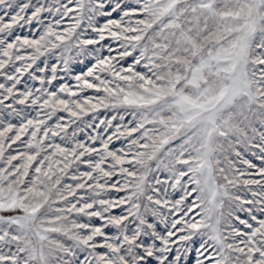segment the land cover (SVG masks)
Returning <instances> with one entry per match:
<instances>
[{
  "label": "snow or ice",
  "instance_id": "6c2138e0",
  "mask_svg": "<svg viewBox=\"0 0 264 264\" xmlns=\"http://www.w3.org/2000/svg\"><path fill=\"white\" fill-rule=\"evenodd\" d=\"M0 264H264V0H0Z\"/></svg>",
  "mask_w": 264,
  "mask_h": 264
}]
</instances>
